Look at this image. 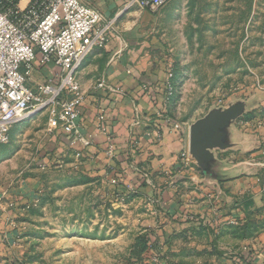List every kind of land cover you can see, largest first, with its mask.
Wrapping results in <instances>:
<instances>
[{
  "label": "rangeland",
  "instance_id": "rangeland-1",
  "mask_svg": "<svg viewBox=\"0 0 264 264\" xmlns=\"http://www.w3.org/2000/svg\"><path fill=\"white\" fill-rule=\"evenodd\" d=\"M135 8L148 86L136 95L161 99L145 114L150 136L128 141L132 158L93 165L49 130L46 111L14 124L0 144V264H264V0ZM255 98L235 125L241 146L217 151L229 178L209 185L190 126Z\"/></svg>",
  "mask_w": 264,
  "mask_h": 264
},
{
  "label": "built area",
  "instance_id": "built-area-1",
  "mask_svg": "<svg viewBox=\"0 0 264 264\" xmlns=\"http://www.w3.org/2000/svg\"><path fill=\"white\" fill-rule=\"evenodd\" d=\"M169 1L129 0L127 6L155 13ZM115 26L83 0H0V144L9 141L14 124L46 111L50 131L62 132L74 147L90 146L81 131L86 93L77 73L95 49L108 45ZM39 71L47 77L33 81ZM97 88L125 94L105 77ZM109 119L107 109L99 107L96 130L104 135L112 161L116 151Z\"/></svg>",
  "mask_w": 264,
  "mask_h": 264
},
{
  "label": "crops",
  "instance_id": "crops-1",
  "mask_svg": "<svg viewBox=\"0 0 264 264\" xmlns=\"http://www.w3.org/2000/svg\"><path fill=\"white\" fill-rule=\"evenodd\" d=\"M83 1L95 7L104 19L115 21L116 25L108 45L102 49H95L85 59L77 73L86 93L80 117L81 131L90 141V146L86 148L80 146L79 149L82 150H78V153L82 152L89 156L93 165H101V163L111 160L106 156L105 137L96 130V114L99 107L106 109L108 107L109 128L118 143L117 159L121 160L122 153H129L131 158L133 157L134 150L131 145L127 146L128 141L137 140V138L143 139L141 137L146 139L150 136L149 132L145 131L144 118L147 113H149L148 115L155 114L157 106L148 100L146 95H142L141 91L136 95L137 90L145 81L140 80L137 74V69L140 67V56L131 43L136 38L137 31L134 30V35L131 31L142 22L140 21L141 17H137L135 14L144 10L126 9L129 0ZM145 10L148 13L151 12ZM102 77H105L109 85L121 87L127 94H113L106 89L97 88ZM154 122L156 123V120ZM153 132L156 134V131ZM143 147L144 142L140 144L141 152L144 154L145 147Z\"/></svg>",
  "mask_w": 264,
  "mask_h": 264
},
{
  "label": "water",
  "instance_id": "water-1",
  "mask_svg": "<svg viewBox=\"0 0 264 264\" xmlns=\"http://www.w3.org/2000/svg\"><path fill=\"white\" fill-rule=\"evenodd\" d=\"M259 99H235L227 106H214L206 115L190 126L189 151L202 169L209 185L215 180L225 181V162L218 158L217 151H226L241 146L235 125L239 118L253 110Z\"/></svg>",
  "mask_w": 264,
  "mask_h": 264
},
{
  "label": "trees",
  "instance_id": "trees-1",
  "mask_svg": "<svg viewBox=\"0 0 264 264\" xmlns=\"http://www.w3.org/2000/svg\"><path fill=\"white\" fill-rule=\"evenodd\" d=\"M151 91H152V101H153L155 104H158L159 102H161V99H160L159 96H158L159 91H158V93H155V91H154L153 89H152ZM143 95H144V94H143ZM60 133H62V132H60ZM62 134H63V133H62ZM112 135H113V134H112ZM65 137H66V140L68 141V143L70 144V140H69L68 136L65 135ZM113 142H114V145H115L116 155H115V158H114L112 161L115 160V162H117V161H119V160L117 159V155H118L117 151H118L119 148H118V143H117V141H116L114 135H113ZM72 147H73V146H72ZM75 148H78V149H79V147H75ZM79 150H82V149H79ZM115 162H114V164H115Z\"/></svg>",
  "mask_w": 264,
  "mask_h": 264
}]
</instances>
